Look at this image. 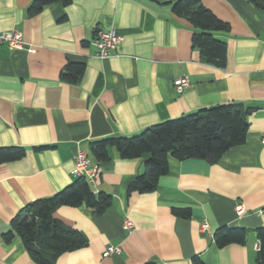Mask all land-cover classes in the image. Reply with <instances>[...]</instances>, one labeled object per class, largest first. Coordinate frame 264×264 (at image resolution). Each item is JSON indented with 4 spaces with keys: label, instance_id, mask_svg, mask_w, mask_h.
I'll use <instances>...</instances> for the list:
<instances>
[{
    "label": "crops",
    "instance_id": "crops-1",
    "mask_svg": "<svg viewBox=\"0 0 264 264\" xmlns=\"http://www.w3.org/2000/svg\"><path fill=\"white\" fill-rule=\"evenodd\" d=\"M32 1L0 0V33L23 36L21 49L0 43V147L25 150L0 164V264H36L18 235L4 236L27 204L78 178V149L97 172L94 183L85 180L111 204L100 215L85 205L55 210L87 244L54 264H254L264 227V0H197L228 25L212 33L225 44L223 67L201 60L195 29L172 12L175 0H71L31 15ZM110 29L123 41L98 58L95 34ZM68 63L84 65L72 83L60 77ZM179 77L188 80L182 93L173 85ZM225 104L250 109L244 143L212 164L169 157L151 192L127 191L146 156L124 159L109 147V159L98 161L91 151L93 142ZM223 227L244 229L245 242L218 248L213 234ZM108 246L120 253L104 256Z\"/></svg>",
    "mask_w": 264,
    "mask_h": 264
},
{
    "label": "trees",
    "instance_id": "trees-1",
    "mask_svg": "<svg viewBox=\"0 0 264 264\" xmlns=\"http://www.w3.org/2000/svg\"><path fill=\"white\" fill-rule=\"evenodd\" d=\"M256 5L258 0H253ZM60 2L68 5L71 0H33L31 15L44 6ZM172 12L184 18L195 29L192 46L199 50L201 60L223 67L225 44L212 36L216 31H227L228 25L218 20L197 0H175ZM82 63H68L61 73L62 80L72 83L82 74ZM249 108L238 104H225L202 109L144 129L131 137L106 138L92 143L91 151L98 161L109 159L108 148L114 147L120 158L132 159L146 156L144 171L128 186V192L148 193L157 187L158 179L168 172V159H200L216 163L225 151L244 143L248 130ZM43 147H40L42 149ZM22 147H0V164L21 159ZM111 204V196L95 193L84 177H78L51 197L27 204L11 221V229L4 238L18 235L30 258L36 264H54L56 258L87 244L85 236L65 226L53 217L59 207L85 205L93 213L102 214ZM173 213L188 216L186 211ZM258 249L254 264H264V227L257 229ZM246 232L240 228H219L214 234L218 248L230 244H243ZM193 264H202L194 258ZM151 264V263H150Z\"/></svg>",
    "mask_w": 264,
    "mask_h": 264
},
{
    "label": "built area",
    "instance_id": "built-area-1",
    "mask_svg": "<svg viewBox=\"0 0 264 264\" xmlns=\"http://www.w3.org/2000/svg\"><path fill=\"white\" fill-rule=\"evenodd\" d=\"M123 41V36L118 35L115 30H99L96 32L93 45L97 49L96 56L98 58L107 57L110 50H115ZM0 43L7 44L12 49H21L23 47V36L19 31H5L0 33ZM173 85L177 93H182L188 87V80L186 77H179L174 79ZM264 143V139H263ZM73 173L78 177H85L89 183H94L96 177V169H91L89 166V159L86 151L78 149L74 156ZM237 216L243 214L244 210L241 205L235 206ZM123 228L127 231L133 228V224L129 219H125ZM201 231L207 229V224L204 222L200 226ZM120 248L115 246H108L104 251V256L111 254H119Z\"/></svg>",
    "mask_w": 264,
    "mask_h": 264
}]
</instances>
